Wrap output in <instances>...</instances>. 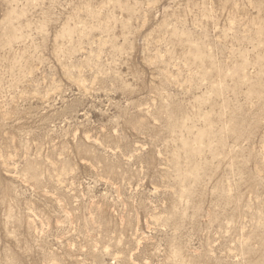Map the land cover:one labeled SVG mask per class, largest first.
<instances>
[{
  "label": "rangeland",
  "instance_id": "rangeland-1",
  "mask_svg": "<svg viewBox=\"0 0 264 264\" xmlns=\"http://www.w3.org/2000/svg\"><path fill=\"white\" fill-rule=\"evenodd\" d=\"M0 264H264V0H0Z\"/></svg>",
  "mask_w": 264,
  "mask_h": 264
}]
</instances>
